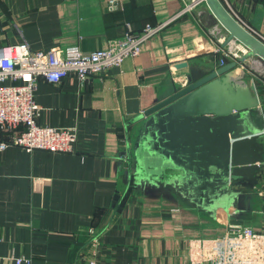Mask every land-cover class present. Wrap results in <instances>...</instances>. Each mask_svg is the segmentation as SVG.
I'll return each instance as SVG.
<instances>
[{"label": "crops", "instance_id": "1", "mask_svg": "<svg viewBox=\"0 0 264 264\" xmlns=\"http://www.w3.org/2000/svg\"><path fill=\"white\" fill-rule=\"evenodd\" d=\"M108 1L0 0V47L27 41L33 50L93 52L123 37L128 26L140 32L183 7L181 0H121L112 12ZM221 1L264 38V0ZM227 36L203 5L106 75L84 83L75 75L57 84L39 80L38 124L74 129L78 139L73 152L18 146L0 152V264H15L19 257L33 264H78L89 257L92 228L101 230L98 264H191V253L200 259L203 243L224 237L231 223L264 233V172L242 216L233 217L229 208L213 218L164 188L132 180L129 164L123 170L130 123L173 86H185L191 71L218 70L226 48L220 40ZM183 62L189 66L177 69ZM231 73L247 82L264 114V61L251 57ZM7 136L0 129V141Z\"/></svg>", "mask_w": 264, "mask_h": 264}, {"label": "water", "instance_id": "2", "mask_svg": "<svg viewBox=\"0 0 264 264\" xmlns=\"http://www.w3.org/2000/svg\"><path fill=\"white\" fill-rule=\"evenodd\" d=\"M205 1L228 33L224 46L237 41L247 53L216 71H191L185 86H173L130 123L128 173L209 217L234 208L239 218L264 172V114L247 82L231 72L251 57L264 61V42L221 0Z\"/></svg>", "mask_w": 264, "mask_h": 264}, {"label": "built area", "instance_id": "3", "mask_svg": "<svg viewBox=\"0 0 264 264\" xmlns=\"http://www.w3.org/2000/svg\"><path fill=\"white\" fill-rule=\"evenodd\" d=\"M181 11L168 20L135 32L128 26L125 35L110 40L105 49L86 52L80 47L56 46L48 50H33L27 41L0 47V129L7 132V140L0 141V152L18 146L28 152L45 150L53 153L73 152L78 134L74 129L45 127L38 124L40 106L35 99L41 78L60 83L75 75L82 83L95 76L106 75L121 67L129 58H137L142 47L160 35L182 15L193 14L205 0H181ZM121 0H109L108 11L121 7ZM216 19V18H215ZM259 37V36H258ZM263 42L264 38L259 37ZM226 38L220 40L222 43ZM223 50L220 67L238 61L247 53L239 42ZM22 130L19 132V129ZM224 237L203 243V255L196 259L191 253V264H264V233L251 226L229 224ZM101 230L89 231V257L78 264H98L97 254ZM15 264H33L31 259L19 257Z\"/></svg>", "mask_w": 264, "mask_h": 264}, {"label": "rangeland", "instance_id": "4", "mask_svg": "<svg viewBox=\"0 0 264 264\" xmlns=\"http://www.w3.org/2000/svg\"><path fill=\"white\" fill-rule=\"evenodd\" d=\"M203 5H206V3H205V4H202V5H200V7H201V6H203ZM200 7H199V8H200ZM221 27H222V25H221ZM223 29H224V28H223ZM225 32H227V31L225 30ZM236 42H237V41H236ZM125 156H127V155H126V154H124V157H123V160H124V162L126 161V160H125V159H126V157H125ZM127 164H128V163H127V161H126V162L124 163V167H123V170H124V172H125V171H127V170H125V169H127V166H128ZM128 171H129V170H128ZM129 173H130V172H129ZM129 173H128V176L130 175ZM129 178H130V177H129ZM131 179H132V180H134V179H135V177L133 178V176H132V178H131Z\"/></svg>", "mask_w": 264, "mask_h": 264}, {"label": "bare ground", "instance_id": "5", "mask_svg": "<svg viewBox=\"0 0 264 264\" xmlns=\"http://www.w3.org/2000/svg\"><path fill=\"white\" fill-rule=\"evenodd\" d=\"M233 45L235 44V42L232 43Z\"/></svg>", "mask_w": 264, "mask_h": 264}]
</instances>
